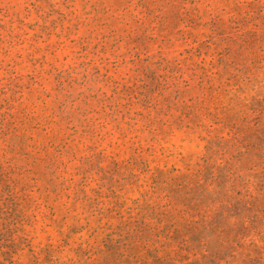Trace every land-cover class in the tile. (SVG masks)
Wrapping results in <instances>:
<instances>
[{
  "label": "rangeland",
  "instance_id": "1",
  "mask_svg": "<svg viewBox=\"0 0 264 264\" xmlns=\"http://www.w3.org/2000/svg\"><path fill=\"white\" fill-rule=\"evenodd\" d=\"M0 264H264V0H0Z\"/></svg>",
  "mask_w": 264,
  "mask_h": 264
}]
</instances>
